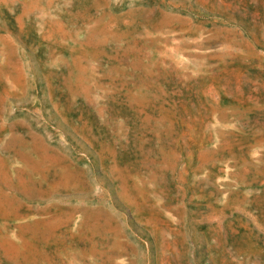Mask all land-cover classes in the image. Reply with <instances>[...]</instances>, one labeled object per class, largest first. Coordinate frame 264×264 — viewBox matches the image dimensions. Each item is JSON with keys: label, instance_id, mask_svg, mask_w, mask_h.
<instances>
[{"label": "rangeland", "instance_id": "obj_1", "mask_svg": "<svg viewBox=\"0 0 264 264\" xmlns=\"http://www.w3.org/2000/svg\"><path fill=\"white\" fill-rule=\"evenodd\" d=\"M0 264H264V0H0Z\"/></svg>", "mask_w": 264, "mask_h": 264}]
</instances>
